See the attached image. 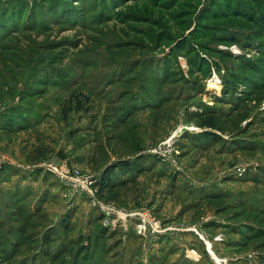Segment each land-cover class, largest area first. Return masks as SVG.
I'll list each match as a JSON object with an SVG mask.
<instances>
[{
  "label": "rangeland",
  "instance_id": "374dc122",
  "mask_svg": "<svg viewBox=\"0 0 264 264\" xmlns=\"http://www.w3.org/2000/svg\"><path fill=\"white\" fill-rule=\"evenodd\" d=\"M0 264H264V0H0Z\"/></svg>",
  "mask_w": 264,
  "mask_h": 264
},
{
  "label": "built area",
  "instance_id": "2783aa9c",
  "mask_svg": "<svg viewBox=\"0 0 264 264\" xmlns=\"http://www.w3.org/2000/svg\"><path fill=\"white\" fill-rule=\"evenodd\" d=\"M48 169L49 171L53 169L57 170V168H53V163L48 165ZM57 173L61 180L68 182L73 187L81 190H89L91 176H82L79 170H74L70 166H66L64 169L62 168V170ZM91 194V197L95 196V192L91 191Z\"/></svg>",
  "mask_w": 264,
  "mask_h": 264
},
{
  "label": "trees",
  "instance_id": "16d2710c",
  "mask_svg": "<svg viewBox=\"0 0 264 264\" xmlns=\"http://www.w3.org/2000/svg\"><path fill=\"white\" fill-rule=\"evenodd\" d=\"M151 105H154V104H151ZM155 106H157V105H154L151 108H154ZM128 112H129V107H127V109H126V114L128 116L126 118L124 117V119H123L125 125H128L130 122H132L131 119H133V117H135L136 114H137L136 111L135 112H129V114H128ZM134 129L137 130L136 128H134ZM126 130H129V132L127 133V135H129V136L135 131V130L133 131V130H130V129H126ZM135 134H137L136 131H135ZM139 135H140V133H139ZM205 136H206V138H210L211 139V137H213V134H208L207 133ZM121 137H124V136L121 135ZM113 167H116V166H113ZM110 171H111V168H108L106 170V172H105V175L107 174V176L104 177V179L102 181V186L104 188H110V187H112L111 185H113V182L111 181V178H110L111 174L110 175L108 174V173H110Z\"/></svg>",
  "mask_w": 264,
  "mask_h": 264
},
{
  "label": "bare ground",
  "instance_id": "6f19581e",
  "mask_svg": "<svg viewBox=\"0 0 264 264\" xmlns=\"http://www.w3.org/2000/svg\"><path fill=\"white\" fill-rule=\"evenodd\" d=\"M218 84V83H217ZM212 86H214V87H216L217 85L215 84V83H213L212 82V84H211ZM210 85V86H211ZM219 86V85H218ZM182 131V128L181 127H179L178 129H177V131L176 132H178V134H180V132ZM182 134V133H181ZM171 142V141H170ZM169 142H167V143H165L164 145H167ZM143 216V218H145L146 217V215L144 214V215H142ZM192 253V252H191Z\"/></svg>",
  "mask_w": 264,
  "mask_h": 264
},
{
  "label": "crops",
  "instance_id": "0c3cea01",
  "mask_svg": "<svg viewBox=\"0 0 264 264\" xmlns=\"http://www.w3.org/2000/svg\"><path fill=\"white\" fill-rule=\"evenodd\" d=\"M180 127H181V126H180ZM181 128H182V127H181ZM176 131H177V129L174 130L172 136L169 137L167 140H170V139H172L173 137H180L181 134H178V132H176ZM167 140H166V141H167Z\"/></svg>",
  "mask_w": 264,
  "mask_h": 264
}]
</instances>
